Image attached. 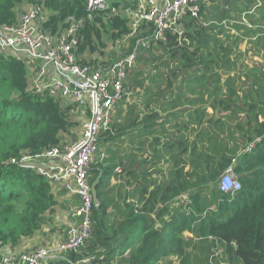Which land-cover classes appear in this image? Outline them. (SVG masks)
<instances>
[{
    "label": "trees",
    "instance_id": "obj_1",
    "mask_svg": "<svg viewBox=\"0 0 264 264\" xmlns=\"http://www.w3.org/2000/svg\"><path fill=\"white\" fill-rule=\"evenodd\" d=\"M86 2L0 0V25L37 10L53 37L81 22V62L86 51L108 46L105 35L128 53L135 43L127 37L131 15L89 11ZM181 22V37L167 31L137 48L97 140L111 143L115 166L101 149L90 165V186L101 173L98 203L90 236L68 253L72 262L95 254L100 264H209L219 247L221 262L264 264V63L245 62L249 51L264 61V0L201 2L197 16ZM137 31L136 38L145 37L154 26ZM28 72L22 57L0 52V245L11 247L40 227L65 189L10 159L60 145L65 134L75 140L80 126L76 105L34 93ZM124 141L125 153L112 146ZM229 166L241 184L233 194L219 190ZM117 167L124 182L110 187Z\"/></svg>",
    "mask_w": 264,
    "mask_h": 264
},
{
    "label": "built area",
    "instance_id": "obj_2",
    "mask_svg": "<svg viewBox=\"0 0 264 264\" xmlns=\"http://www.w3.org/2000/svg\"><path fill=\"white\" fill-rule=\"evenodd\" d=\"M121 1L86 2L89 11L109 10L114 15L130 14L132 18L127 37L135 38V43L110 71L106 70L107 73L93 69L76 55L81 22H72L59 37H53L44 30V18L37 10L23 12L13 24L0 25V52L26 57L29 70L30 62L38 63L30 77V89L40 96L58 99L62 106L74 103L78 112L86 116L81 122L78 139L31 155L21 153L10 159V163L19 168L34 169L69 194L78 196L79 203L68 212L70 218L77 221L67 231L66 238L57 244L38 246L28 252H18L14 248L9 259L0 255V264H52L58 260L71 264H100V258L95 254L73 262L68 257V253L76 252L91 233V214L95 204L88 171L100 150L98 137L108 126L114 105L122 97V82L134 64L137 48L144 47L149 40L164 39L167 31L181 37L184 35L183 17H196L200 3L209 0H126L127 8ZM146 23L153 24L154 31L136 38L140 25ZM114 171L117 173L121 169L117 167ZM240 188L232 167H227L220 175L219 190L233 194Z\"/></svg>",
    "mask_w": 264,
    "mask_h": 264
},
{
    "label": "rangeland",
    "instance_id": "obj_3",
    "mask_svg": "<svg viewBox=\"0 0 264 264\" xmlns=\"http://www.w3.org/2000/svg\"><path fill=\"white\" fill-rule=\"evenodd\" d=\"M101 41L103 42V43H106L108 46L106 47V46H104V47H100V48H98L96 51H94L93 53H91V54H89V57H88V60H87V63L93 68V69H100V67L101 68H103V64H106V62L108 61V60H110V58H111V56H112V53H114L115 55H117L120 51H122L121 50V47L120 46H118V45H112V41H111V39H109L106 35L105 36H103L102 38H101ZM247 47V46H246ZM241 48H245V43L244 44H242V46H241ZM88 52V51H87ZM100 52H103V54H100ZM89 53V52H88ZM254 55L255 54H253L252 55V53H251V51H249V52H247V55H246V57H245V62L247 63V64H249V65H260L261 63H264V61H262V62H259V60H261V59H255L256 58V56L254 57ZM22 58L23 59H25L24 58V56H22ZM264 59V58H263ZM26 60V62H28V60L27 59H25ZM24 60V61H25ZM133 62H135V58H134V60H133ZM29 79H30V77H28ZM28 88H30V85H29V80H28ZM129 100H131L130 98H129ZM114 108H113V112H114ZM79 111V110H78ZM112 112V113H113ZM86 115V114H85ZM72 117H73V119L75 120V121H79L80 122V125H81V122H82V120H83V118H85L86 116H82V115H80L79 113H77V114H72ZM73 132H74V137L75 138H77V136L79 135V132H80V126L79 127H77L76 129H74L73 130ZM71 135H69V134H65V140H63V141H71ZM63 143V142H62ZM111 145V143L110 144H107L106 142H99L98 143V146H99V149H101L103 152H109V154H108V156L110 157L111 155H112V152H110L109 150H108V146H110ZM116 145H118V148H119V150L121 151V152H125V147H123V144H121V143H117L116 142V144L114 143V145H112V146H116ZM117 147V146H116ZM100 151V150H99ZM21 153H24V154H29V155H31L32 153L31 152H29V151H23V152H20L19 154H21ZM138 155V154H137ZM17 157V156H16ZM111 161L110 162H112V164H111V167L112 168H110V169H113L114 168V166H115V161H116V155H115V157L112 155L111 157ZM113 160V161H112ZM112 172H113V170H112ZM115 172V171H114ZM114 175L115 174H113L111 177H114ZM54 186H56V185H54ZM59 190L60 189H58V188H55V192L58 194V192H59ZM64 193H66V194H69L68 192H64ZM70 196H75V195H71V194H69ZM57 196L58 195H56V205H54V208H53V210L52 211H50L49 213H47V215L45 216V219L43 220V219H41V216H40V222H42L41 223V225H40V227L39 228H36L31 234H29V235H27V236H22L20 239H19V241H18V243L14 246V247H11V246H13L11 243H9V241L8 242H5L4 244H2V245H0V246H3V247H0V255H4V258H6V259H9V255H13V250H12V248H16V246H19L20 245V242L21 241H24V238L25 237H30V236H32V235H34L36 232H38L39 230H41L40 228H42L44 225H45V227L44 228H50L51 226H53V228L54 229H56V228H62L63 227V221H65V222H69L67 219H69V216H68V212H69V208H68V206H65V205H63L64 204V201L63 202H61V199H59V203H58V201H57ZM60 196H62V195H60ZM184 199H183V197H181V196H179L174 202L176 203V206L178 205V203L179 202H182ZM74 226V223L71 221L70 223H69V226L67 227V229L64 231L65 232V236H66V233H67V231L69 230V228H72ZM44 232H39L38 234H43ZM185 234H187L188 236H191V237H195L196 235L195 234H192V233H190V232H186ZM38 245H40V244H38ZM36 244H34L32 247H31V249L30 250H32V249H34V248H36ZM19 247H21V245L19 246ZM219 247H218V249H214L212 252V254L210 255V257H209V264H210V262L212 263V264H224V263H226V264H229V262L228 261H226V260H224L225 258L224 257H222V261L223 262H221V259H220V252H219ZM18 252H20V250L18 251Z\"/></svg>",
    "mask_w": 264,
    "mask_h": 264
},
{
    "label": "crops",
    "instance_id": "obj_4",
    "mask_svg": "<svg viewBox=\"0 0 264 264\" xmlns=\"http://www.w3.org/2000/svg\"><path fill=\"white\" fill-rule=\"evenodd\" d=\"M111 1H113V0H111ZM123 1V0H122ZM116 4V3H115ZM53 36H55V35H53ZM123 53V54H122ZM89 54H91L90 52L88 53L87 51L84 53V58H85V60H88V57H89ZM127 54V53H126ZM125 54V51H123V52H119L117 55H115L114 57L113 56H111V58H110V60H108V63L107 64H103L102 66H103V68H101L100 67V69L103 71V72H105V73H107V71L106 70H108V71H110L111 70V68H112V66H113V64L116 62V61H118L121 57H123V56H125L126 55ZM25 59H27L26 57H24ZM24 59V60H25ZM28 60V59H27ZM25 62H26V60H25ZM27 63V65H28V69H29V60H28V62H26ZM38 63L37 62H34V61H32V62H30V67H31V69L29 70V72H28V75H29V77H31V75L34 73V67L37 65ZM131 69V68H130ZM130 69L128 70V72L130 71ZM69 104V102L68 103H66V104H64V105H68ZM77 113H79L80 114V112H75V114H77ZM80 115H82V114H80ZM82 116H84V115H82ZM84 119V118H83ZM79 122V121H78ZM80 123V122H79ZM80 130H81V125H80ZM81 132V131H80ZM80 132H79V135L77 136V138L76 139H78L79 138V136H80ZM75 139V140H76ZM72 141V140H71ZM63 142H69V141H63ZM125 145H127V143H126V141H124L123 142V147H125ZM126 150V149H125ZM125 153V152H124ZM127 153V152H126ZM136 154H138V159H140L141 158V155L139 154V153H136ZM142 155H144L143 153H142ZM145 156V155H144ZM166 167V166H165ZM118 168H120V167H118ZM115 170V169H114ZM120 173L121 172H117L116 173V175H114V177H111L110 176V179H109V186L110 187H114V186H118V184H120V183H123L124 182V180H123V176H121L120 175ZM55 185V184H54ZM58 186V185H57ZM59 188V187H58ZM59 199H61V202H63L64 201V204L63 205H65V206H68V208H69V210L74 206V205H77L78 204V202H79V198H78V196H70L69 194H66V193H64L62 196H60V195H58L57 196V201H58V203H59ZM76 203V204H75ZM69 216V215H68ZM69 222H65V221H63L62 223H63V227L62 228H56V229H54L53 228V226H51L50 228H44L45 227V225L42 227V228H40L41 230H39L38 232H36L34 235H32V236H30V237H25L24 238V241H21L20 242V245H21V247H19V246H16V248L18 249V250H20V251H24V252H28V251H30V249H31V247L34 245V244H36L37 246L36 247H38V246H50V245H54V244H57L58 242H60L61 240H63V239H65L66 238V236H65V230L67 229V227L69 226V223L71 222V221H77V220H75V219H72V218H70V216H69V219H67ZM39 232H44L43 234H38ZM38 244H40V245H38ZM15 248V249H16Z\"/></svg>",
    "mask_w": 264,
    "mask_h": 264
},
{
    "label": "water",
    "instance_id": "obj_5",
    "mask_svg": "<svg viewBox=\"0 0 264 264\" xmlns=\"http://www.w3.org/2000/svg\"><path fill=\"white\" fill-rule=\"evenodd\" d=\"M121 2H122V4L124 5L125 8L128 7V2L126 0H123ZM100 176H101V173L97 176V178L95 179V181L91 185V192H92L93 201H94L95 204L98 203L97 196H96V185H97V183H98V181L100 179Z\"/></svg>",
    "mask_w": 264,
    "mask_h": 264
}]
</instances>
